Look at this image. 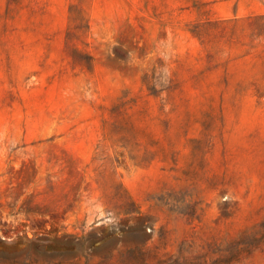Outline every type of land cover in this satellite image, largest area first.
<instances>
[{"label": "rangeland", "instance_id": "374dc122", "mask_svg": "<svg viewBox=\"0 0 264 264\" xmlns=\"http://www.w3.org/2000/svg\"><path fill=\"white\" fill-rule=\"evenodd\" d=\"M76 2L0 0V264H264V0Z\"/></svg>", "mask_w": 264, "mask_h": 264}, {"label": "trees", "instance_id": "16d2710c", "mask_svg": "<svg viewBox=\"0 0 264 264\" xmlns=\"http://www.w3.org/2000/svg\"><path fill=\"white\" fill-rule=\"evenodd\" d=\"M84 0H77L76 3H73L70 7V12L72 14L71 18L74 22V28L70 29L67 33L68 42L71 41L73 38L82 35L84 30L88 28L89 21L86 16V10L84 7ZM198 37L201 36V33L193 31Z\"/></svg>", "mask_w": 264, "mask_h": 264}]
</instances>
